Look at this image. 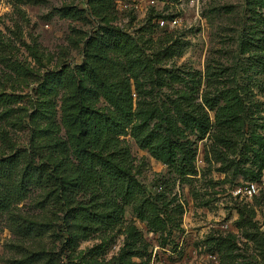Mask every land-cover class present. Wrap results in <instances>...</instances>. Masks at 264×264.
Wrapping results in <instances>:
<instances>
[{
	"label": "rangeland",
	"instance_id": "obj_1",
	"mask_svg": "<svg viewBox=\"0 0 264 264\" xmlns=\"http://www.w3.org/2000/svg\"><path fill=\"white\" fill-rule=\"evenodd\" d=\"M112 1L114 7L108 10L98 0H0V93H15L35 101L36 81L47 71L63 67L75 71L83 65L102 79L92 59L86 58L85 44L95 36L116 35L135 59L155 69L196 80L199 76L194 72L201 71L199 95L223 88H244L252 93L253 104L248 106L251 109L237 157L232 156L229 171H222L221 163L206 158L211 140L177 125L182 131L180 137L191 140L196 149L197 174L180 177L163 157L141 149L130 135L123 136L122 146L134 158L140 183L150 192L168 185L172 195L185 205L181 226L163 235L151 232L137 219L135 206L130 205L123 224L114 229L93 226L84 238L79 227L66 218L63 207L43 209L45 192L32 186L26 197L13 205L12 213L0 210V264H75L94 248L95 261L103 264L118 255L129 227L143 236L136 245L144 255L133 258L134 264H264V62L256 63L258 57H264V51L247 52L243 46L247 32L254 27L248 20L247 0H160L156 13L179 19V24L173 25L167 18L165 27L156 19L149 21L151 15H157L145 1L139 7L132 0ZM71 9L78 12L76 17H64L63 13ZM168 47L181 53L168 58ZM108 55L116 73L110 83L116 85L119 79L131 85L135 109H158L159 115L175 116L174 90L153 87L144 70L131 71L125 54L111 51ZM251 63L260 68L249 66ZM175 88L192 95L197 91L187 89L185 84H176ZM68 94L61 90L52 99L61 131L54 138L62 141L67 138V127L61 122V105ZM92 106L106 110L108 103L102 97ZM33 126L23 125L18 132L8 127L15 148L28 147ZM37 126L47 127L43 122ZM9 151L7 146L2 147L0 157ZM68 157L77 163L71 150ZM21 178V173L13 175L14 184ZM248 183L256 185L253 198L237 195L236 190ZM4 194L0 182V198ZM115 195L110 191L108 197ZM239 210L245 212L241 226ZM29 224L48 229L32 235L21 233L20 229ZM69 231L77 237L75 252L65 247ZM39 253H53L60 259L37 262L33 255Z\"/></svg>",
	"mask_w": 264,
	"mask_h": 264
},
{
	"label": "trees",
	"instance_id": "obj_2",
	"mask_svg": "<svg viewBox=\"0 0 264 264\" xmlns=\"http://www.w3.org/2000/svg\"><path fill=\"white\" fill-rule=\"evenodd\" d=\"M98 2L108 10L114 7L112 0ZM246 2L248 20L254 27L247 32L243 46L247 52L264 51V0ZM151 13H156L155 9ZM77 14L75 9H71L63 16L74 18ZM156 15H151L149 21L159 17L169 18L162 13ZM117 40L116 35L108 38L95 36L85 44L86 58L92 59L102 79L91 69H83V65L75 71L63 67L47 71L42 79L36 81L38 96L35 101L15 93H0V149L7 146L10 150L9 154L0 157V182L5 190L3 198H0V210L12 213L13 205L22 201L30 192V187L35 186L45 192L42 208L53 205L63 207L66 218L79 227L84 238L89 236L93 226L114 229L123 224L126 207L130 205L135 206L137 219L145 223L151 232L163 235L181 226L185 205L172 195L168 185L164 188L160 185V191L150 192L140 183L136 177L134 158L122 146L123 136L130 135L141 149L163 157L166 164L174 167L176 174L187 177L197 174L194 165L196 149L191 140L180 137L182 131L177 125H182L185 130L211 140L206 157L208 161L221 163L224 172L233 166L232 156L237 157L245 136L251 109L248 106L253 104L252 93L244 88L239 91L223 88L213 92L206 90L199 95L197 88L203 79L201 71L194 72V76H199L198 80L170 75L162 68L155 69L135 59ZM111 51L125 54L131 71L148 72V83L153 87L174 90L176 95L172 104L177 110L174 117L159 115L158 109H135L131 85L119 79L116 85L110 83L116 76L108 55ZM179 53L180 49H165L168 58ZM263 58L258 57L256 63H263ZM249 66L260 68L254 63ZM176 84H185L187 89L197 91L192 95L176 89ZM61 90L69 92L63 97L61 105V122L67 127V138L63 141L54 138L61 131L56 121V104L52 101ZM102 97L108 103L106 110L92 106ZM41 122L47 127L38 128ZM23 125H34L29 145L24 149L15 148L8 127L18 132ZM70 150L76 164L68 157ZM17 173H21L22 178L14 184L13 175ZM110 191L116 194L115 197H108ZM83 196L88 201L78 200ZM238 213L241 226L245 212L239 210ZM47 229L41 224H29L20 231L32 235ZM68 234L66 250L75 252L76 234L73 231ZM142 237L140 232L129 227L126 242L118 255L103 264H134L133 258L144 255V251L136 245ZM96 250L90 249L75 264H100L94 258ZM33 258L37 262L46 258L60 259L53 253L34 254Z\"/></svg>",
	"mask_w": 264,
	"mask_h": 264
},
{
	"label": "built area",
	"instance_id": "obj_3",
	"mask_svg": "<svg viewBox=\"0 0 264 264\" xmlns=\"http://www.w3.org/2000/svg\"><path fill=\"white\" fill-rule=\"evenodd\" d=\"M133 3L136 5V7H139L142 3V1H145L147 6L151 7V9H155V7H157L160 2V0H132ZM163 2V1H162ZM167 16V15H166ZM170 19V23L173 25H177L179 24V19L177 17H170L168 18ZM168 19L163 18V17H159L157 18L156 22L161 26V27H165L167 24H169ZM256 185L253 183H248L246 186L240 187L236 190V194L239 195H244L246 198H253L254 194L256 193Z\"/></svg>",
	"mask_w": 264,
	"mask_h": 264
}]
</instances>
